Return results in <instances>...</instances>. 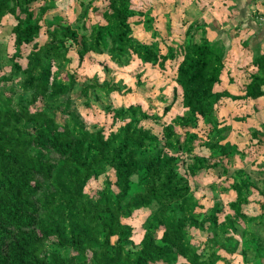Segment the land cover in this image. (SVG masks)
<instances>
[{"label": "trees", "instance_id": "16d2710c", "mask_svg": "<svg viewBox=\"0 0 264 264\" xmlns=\"http://www.w3.org/2000/svg\"><path fill=\"white\" fill-rule=\"evenodd\" d=\"M132 1L107 0L101 19L88 24L86 17L77 25L47 23L46 38L39 40L41 21L55 0H0V21L14 19L12 52L5 54L0 44V264H232L236 256L238 264H264L260 255L249 254L259 252L251 227L254 221L264 225V203L256 215L245 212L253 191L263 195L264 168L261 186L242 168L230 173L223 189L233 190L235 198L221 220L222 204L206 209L194 193L199 173L219 168L228 174L234 155L244 157L229 140L218 104L264 96V53L236 65L245 83L233 93L223 42L197 37L201 27L189 24L182 41L163 44L162 51L155 38L146 42L133 35L141 23L134 17H142L147 29L152 17ZM70 49L79 62L106 53L118 67L134 58L159 69L173 61L171 98L159 96L160 113L138 103L106 105L111 126L88 129L70 105L75 74H61L72 59ZM120 84L93 76L76 91L98 100L122 91ZM177 98L183 112L163 121ZM200 120L208 125L204 139L194 131ZM143 121L161 125V133ZM258 134L250 132L264 146V130L263 138ZM197 146L207 152H195ZM109 170L113 179L104 178L95 192L86 190ZM140 210L147 213L133 249L125 220ZM194 230H206L202 244L192 242Z\"/></svg>", "mask_w": 264, "mask_h": 264}, {"label": "rangeland", "instance_id": "374dc122", "mask_svg": "<svg viewBox=\"0 0 264 264\" xmlns=\"http://www.w3.org/2000/svg\"><path fill=\"white\" fill-rule=\"evenodd\" d=\"M80 1H84L86 5L80 7ZM90 1L91 4L87 6V3ZM106 2L107 0H55L54 6L44 15L43 21H41L42 29L40 30L39 40H44V38H46L45 27L47 23L55 24L62 19L69 21L73 25H77L78 20L82 17H86L87 24L92 21L100 20V12L105 7ZM221 2L222 0H218L214 3L218 7ZM132 5L137 10H147L146 13L148 16H150L149 13L153 10L152 12L155 15L154 19L152 18L151 29H147L146 22L142 26V17H134L139 18L141 23L133 26V35L136 39L146 42L152 41V38H155V40L159 41L162 51L165 50L163 44H172V41H182L185 23L192 18H197L196 15L198 16L197 12L199 11L196 9V6H194L195 0H133ZM164 11L169 13L170 22L164 20V16L166 15L164 14V16H162L161 13ZM13 23L14 19L9 15L4 16L0 21V44H5V54H9L13 50L12 36L9 32ZM168 25L171 27L170 34L167 32ZM153 33L156 35H153ZM27 49L28 47L25 46L24 50L26 51ZM68 55L72 59L70 62L65 63V67L61 69V74L64 73V71L73 72L75 74V84L69 92V96L72 99L70 105L88 129L92 130L101 125L107 128L111 126L110 116L105 110L107 107L106 105H108V107H118L131 103H138L142 105L144 109L147 108L153 112L156 110L160 113L164 105L159 99V96H166L168 101L171 98L175 69L173 61L167 62L164 69H159L156 65L142 64L138 59L134 58L128 65L118 67L110 60L106 53H92L80 62L71 52V49ZM239 55H241V53H239ZM238 60L240 59L234 58L231 62ZM229 65L232 74L236 76L237 80H241L238 69L234 68L232 63ZM138 73L140 77H138ZM93 76H97L99 81L106 79L114 83H121L123 86L122 91L111 92L98 100H95L93 95L86 98L77 93L76 90H78L82 82L87 81L88 78ZM137 80L140 82L139 85L137 84ZM123 84L130 87V90H124ZM14 87L18 88L16 83H14ZM230 89L233 92L239 91L237 87H231ZM16 91L19 92V89H16ZM218 106L219 118H223L226 124L230 126L227 132L229 140L237 143L238 152H243L242 154L244 157H241L242 155L239 154L234 155L232 161L228 163L230 166L228 174H221V169L219 168L199 173L195 177L196 179H194V186L197 185L199 188L194 193L197 197H201V203L206 209L209 208L213 202H220L224 208L223 212L218 215L221 220L226 212H232L227 208V202L235 198V193L233 190H224L223 188L231 181L229 175L233 170L237 168L244 169L246 174L249 175V178L258 186L262 185L261 178L262 168H264V146L259 145L258 140L253 138L250 132L254 130L259 133L258 138H260V136L263 138L264 99H243L236 101L222 99ZM183 110L179 98H177L172 104L170 111L163 116L162 120L168 122L174 115L182 113ZM142 123L151 127L155 133H161V125L151 121H143ZM118 124L120 123L118 122L115 124L113 128ZM175 129L178 132L181 131L178 126H176ZM207 130L208 125L204 124L202 120L199 121L198 126L194 129L202 139L205 138ZM194 151L200 153L207 152L204 148L198 146ZM218 173L221 175L217 176ZM106 177L113 179L112 171L109 170L98 179L91 180L86 190L88 192L97 191L101 188L102 181ZM211 182H214L215 187L211 188L209 186ZM248 199L249 204L245 212L248 214H258L261 211V206L259 204L264 203V192L263 195H261L253 191ZM146 213L147 211L140 210L136 212L131 219L125 220L126 223L132 226L131 238L133 240V247L131 248L133 249L136 248L138 241L141 239L143 233L141 223ZM240 223H243L241 219ZM242 227H244L243 224L241 225V228ZM251 230L255 231L256 244L259 248V252L256 251L249 254L251 258L255 255H260L264 260V225L258 226L254 221L252 222ZM206 233V230H194L191 233L192 242L202 244ZM233 259L232 264L240 263L239 256ZM246 264H251V262H247Z\"/></svg>", "mask_w": 264, "mask_h": 264}, {"label": "crops", "instance_id": "0c3cea01", "mask_svg": "<svg viewBox=\"0 0 264 264\" xmlns=\"http://www.w3.org/2000/svg\"><path fill=\"white\" fill-rule=\"evenodd\" d=\"M215 1L218 0H195L194 6L199 10L198 16L196 15L197 18H192L185 23L183 32L190 25L200 26L201 29L195 33L197 37L204 34L210 41L223 42L225 52L227 51L225 56L227 66L230 63L236 69V65L245 66L253 57L264 53V25L259 22V19L264 18V0H222L218 7ZM152 11L149 15L154 19L155 15ZM161 13L162 16L166 15L164 20H170L168 12ZM234 58L240 60L231 62ZM238 73L241 75V80H237L232 74L235 82L228 86L229 90L231 87H237L239 90V86L245 83L242 70L238 69ZM262 99L264 96L252 100Z\"/></svg>", "mask_w": 264, "mask_h": 264}, {"label": "built area", "instance_id": "2783aa9c", "mask_svg": "<svg viewBox=\"0 0 264 264\" xmlns=\"http://www.w3.org/2000/svg\"><path fill=\"white\" fill-rule=\"evenodd\" d=\"M259 22L264 25V18L259 19Z\"/></svg>", "mask_w": 264, "mask_h": 264}]
</instances>
